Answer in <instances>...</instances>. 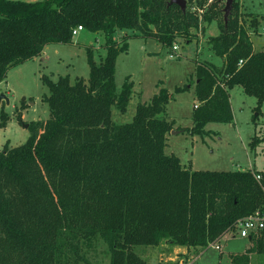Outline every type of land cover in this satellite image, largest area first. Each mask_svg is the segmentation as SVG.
Here are the masks:
<instances>
[{
  "label": "trees",
  "instance_id": "trees-1",
  "mask_svg": "<svg viewBox=\"0 0 264 264\" xmlns=\"http://www.w3.org/2000/svg\"><path fill=\"white\" fill-rule=\"evenodd\" d=\"M195 2L201 13L171 0H0V82L46 45L72 43L78 25L102 32L105 49L97 61L86 46L88 80L44 78L48 117L29 122L24 143L0 150V264H90L88 251L98 240L107 246L109 264H147L135 246L165 239L204 248L237 219L264 211V171L193 170L165 153L174 124L163 116L172 97L166 87L138 103L130 122L112 120V107L124 112L133 94L128 76L116 89V59L129 39L120 44L118 30L152 36L174 54L177 36L189 41L192 29L212 21L219 32L208 44L222 64L196 63L194 123L181 130L202 134L209 122H231L235 86L254 96L261 111L264 47L255 51L249 35L259 19L245 24L234 1L225 22L223 0ZM6 115L2 110L0 127ZM253 140L252 148L259 139ZM249 239L264 252V233ZM252 249L230 253L231 263L250 264Z\"/></svg>",
  "mask_w": 264,
  "mask_h": 264
},
{
  "label": "rangeland",
  "instance_id": "rangeland-1",
  "mask_svg": "<svg viewBox=\"0 0 264 264\" xmlns=\"http://www.w3.org/2000/svg\"><path fill=\"white\" fill-rule=\"evenodd\" d=\"M234 1L239 5L245 24L249 25L254 16L259 19L257 30L252 28L249 35L254 50H261L264 47V34L260 32L264 25V0ZM185 2V8L197 10L195 0ZM223 3L225 5L224 0ZM212 22H202L198 29H192L189 41L184 36H177L175 41L179 48L174 50V54L169 53L170 48L152 36L144 38L140 35L133 36L132 30H118L116 39L120 44L124 36H129V39L127 51L119 53L116 59V89L120 91L128 76L133 82V94L124 112L112 107V120L116 124L130 122L138 103L150 102L160 87H166L172 97L163 116L174 120L173 129L166 134V154L176 155L186 168L193 170L264 171V140L261 139L264 137V106L261 111H257L256 98L245 94L241 86H235L229 91L233 114L231 122H209L202 134L181 130L192 127L194 123L193 105L198 100L191 87H194L196 79V63L208 59L218 60L208 44V37L219 32L217 22ZM103 44L102 32L92 33L82 29L74 36L72 43H50L46 51L37 58L26 60L8 70L6 78L0 82V115L2 110L7 114L6 125L0 127V150L6 143L11 147L24 143L29 136V122L48 117L49 109L43 99L49 94V89L44 78L56 81L60 76L69 75L72 82L76 78L88 80L90 68L86 46L93 48L95 59L99 61L105 55ZM217 62L218 65L222 64L221 60ZM184 85L190 87L175 91L177 86ZM254 136L259 140L252 148L250 142L254 141ZM232 233L233 231L227 232L219 241L220 250L208 246L189 249L184 252L187 262L181 257L175 264H187L194 259L191 264H232L230 253H242L249 247L253 248L250 264H264V252L257 251L255 239L233 236ZM162 243L169 244L164 239L153 246H135V252L146 254L145 249L152 251L148 263L153 264L156 261L153 249ZM171 250L174 251L173 246ZM87 257L90 264H109V251L101 240L92 244Z\"/></svg>",
  "mask_w": 264,
  "mask_h": 264
},
{
  "label": "built area",
  "instance_id": "built-area-1",
  "mask_svg": "<svg viewBox=\"0 0 264 264\" xmlns=\"http://www.w3.org/2000/svg\"><path fill=\"white\" fill-rule=\"evenodd\" d=\"M199 13H201V9H198ZM82 26L78 25L73 30V36H75L77 33H79L82 30ZM260 32L264 34V25L261 27ZM179 48V45L174 42L172 49L177 50ZM242 60H240L241 62ZM260 175H256V178H259ZM228 231L236 232L237 235L245 238H255L260 236L262 233H264V211L262 210H256L251 214L245 215L239 219L236 220L234 223V227L232 229H229ZM223 236L218 238L217 240L209 243L208 247H212L216 250H220L219 241Z\"/></svg>",
  "mask_w": 264,
  "mask_h": 264
},
{
  "label": "crops",
  "instance_id": "crops-1",
  "mask_svg": "<svg viewBox=\"0 0 264 264\" xmlns=\"http://www.w3.org/2000/svg\"><path fill=\"white\" fill-rule=\"evenodd\" d=\"M24 1H37V0H24ZM211 23V22H210ZM213 23V22H212ZM211 23V24H212ZM211 24L209 25V27L211 26ZM201 28H203V27H201ZM218 33V32H217ZM217 35V34H216ZM210 36V35H209ZM215 36V35H214ZM209 38V37H208ZM47 47H48V45H46L45 47H44V50H43V52H45L46 51V49H47ZM211 50V49H210ZM42 52V53H43ZM174 53H175V51H174ZM38 57V56H37ZM37 57H35V58H37ZM34 58V59H35ZM221 60V63H222V58H220L219 56H218V60L217 61H220ZM208 61H211V62H213L214 64H216V65H218V62L217 61H212V60H209L208 59ZM195 68V67H194ZM192 89H194V87H191ZM230 95V94H229ZM230 98V97H229ZM230 104H231V102H230ZM195 106H197V102L193 105V108L195 107ZM174 121V120H173ZM251 168V167H250ZM227 232H231V231H227ZM226 232V233H227ZM226 233H224L223 234V237H224V235L226 234ZM233 234V236H235V235H237V233L236 232H233L232 233ZM222 237V238H223ZM221 238V239H222ZM220 239V240H221ZM171 246H173L174 247V251H172L171 250ZM148 247V246H147ZM142 249H145V248H142ZM189 249H193V247H186V246H178V245H171L170 243L169 244H161L160 246H158V247H156L155 249H153V251L155 252V254H156V256L154 257V258H156V261L155 262H153V264H175L176 263V261L178 260V259H180L181 257V259H183V261L185 262H187V260H188V258L186 259V257L187 256H184V252H186V251H188ZM196 249V248H195ZM145 250H147V253L146 254H144V253H141L140 255L146 260V262H147V264H149L148 263V259L150 258V256H151V254H153L152 253V251H150V250H148V249H145ZM191 260V259H190ZM195 260V259H194ZM194 260H192L191 262H189V263H187V264H191V263H193L194 262Z\"/></svg>",
  "mask_w": 264,
  "mask_h": 264
},
{
  "label": "water",
  "instance_id": "water-1",
  "mask_svg": "<svg viewBox=\"0 0 264 264\" xmlns=\"http://www.w3.org/2000/svg\"><path fill=\"white\" fill-rule=\"evenodd\" d=\"M224 1H225V5L223 11H224V20L226 22L228 19V15L232 10L234 0H224ZM171 2L177 3L181 6L182 9H185V3H186L185 0H171ZM1 97H5V96L1 95ZM6 100L7 102L9 101L8 98H6ZM25 125L28 126V124ZM173 132L175 133L176 131L173 130Z\"/></svg>",
  "mask_w": 264,
  "mask_h": 264
}]
</instances>
